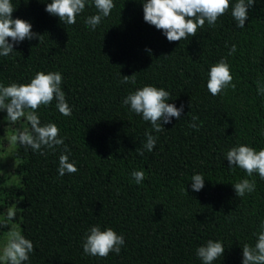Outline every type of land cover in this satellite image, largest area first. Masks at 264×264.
I'll use <instances>...</instances> for the list:
<instances>
[{"label":"trees","instance_id":"trees-1","mask_svg":"<svg viewBox=\"0 0 264 264\" xmlns=\"http://www.w3.org/2000/svg\"><path fill=\"white\" fill-rule=\"evenodd\" d=\"M113 2L92 31L84 23L98 14L91 0L74 25L45 11L51 0H11L12 18L31 23L43 39H26L0 57V83L26 84L40 71L62 74L71 116H63L55 101L37 112L41 125L55 123L66 137L78 171L58 174L63 145L40 155L17 144V183L6 185L0 174V234L9 230L7 208L16 205L10 222L34 245L28 264H202L196 249L210 239L225 248L213 264H242L243 244L254 246L253 233L264 222V180L231 170L226 152L240 144L264 148V96L256 84H264V0L249 8L245 29L235 26L229 11L214 28L206 22L181 42H169L144 21L143 0ZM233 44L237 50L229 56ZM221 58L236 89L213 97L208 72ZM133 74L134 85L121 83ZM145 85L164 88L169 103L183 105L180 119L162 123L159 133L123 105ZM193 116L199 130L189 127ZM146 131L158 140L141 156L136 149ZM140 170L146 178L137 185L131 173ZM194 174L205 177L199 192L192 190ZM242 179H255L256 188L241 198L233 185ZM95 225L123 234L119 255L84 254L83 239Z\"/></svg>","mask_w":264,"mask_h":264},{"label":"clouds","instance_id":"clouds-1","mask_svg":"<svg viewBox=\"0 0 264 264\" xmlns=\"http://www.w3.org/2000/svg\"><path fill=\"white\" fill-rule=\"evenodd\" d=\"M86 3L88 0H51V3H47L45 11L58 17L64 25H74L77 16L85 11ZM255 3L256 0H237L234 5L231 0H143V19L147 24L162 31L169 42H181L189 36L195 37L198 30L204 28L206 22L209 27L214 28L218 19L229 11L235 26L245 29L248 10ZM93 5L98 10V14L87 17L84 23L95 31L103 18L110 15L115 4L113 0H91L89 6ZM15 10L11 0H0V57H8L14 52V46L26 39L38 38L40 41L43 39V36H37L32 32L31 23L12 18ZM9 39L12 43H9ZM236 50V45L233 44L228 55H234ZM147 51L151 53L150 49ZM62 83L63 76L58 71L37 72L26 84L0 83V111H6L7 121L15 124L21 118H25L30 125V128L15 129L10 137L11 143L26 149L31 148L40 155L45 154L43 149L55 151L63 145V153L59 156L57 169L61 177L66 173L74 174L78 169L75 162L69 160L71 152L65 144L66 137L61 136L60 129L55 123L41 125L37 110L55 101L56 108L63 116H71L72 108L66 101L65 92L61 89ZM121 83L134 85L136 74L131 77L124 76ZM256 84L258 94L264 96V84L259 80ZM206 87L213 97L225 93L228 88L235 91L236 84L233 83V75L226 58H221L219 62L210 66ZM169 100H171L169 91L145 85L130 92L123 99V105L129 106L130 111L140 115L144 121L150 122L152 130L159 133L164 131L162 123H171L173 117L179 120L183 112V105L177 108L169 103ZM197 120L198 117L193 116L189 127L199 130L200 125L196 123ZM261 134L264 135V130ZM145 137L146 141L142 149H136L137 154L141 156L144 155L145 150L151 152L158 140V137L148 131L145 132ZM226 160L231 170L239 168L248 177L258 174L260 179L264 180V148L257 151L251 146L240 144L226 152ZM131 176L137 185L146 178L143 170L133 171ZM204 181L203 174H194L191 177L192 190L199 192L204 187ZM233 187L237 197L242 198L255 191L256 181L242 179ZM17 210L16 205L7 210L8 221L15 219ZM253 235L256 237L254 246L249 243L243 244L242 264H264V222H261L259 231ZM124 244L123 234H117L111 227L102 231L99 225H95L85 234L82 248L85 255L107 258L110 253L119 255ZM33 251L32 241L22 235L18 226H14L7 232L6 241L0 246V264H28ZM224 252L222 241L210 239L205 245L198 247L195 254L202 264H213L224 255Z\"/></svg>","mask_w":264,"mask_h":264},{"label":"rangeland","instance_id":"rangeland-1","mask_svg":"<svg viewBox=\"0 0 264 264\" xmlns=\"http://www.w3.org/2000/svg\"><path fill=\"white\" fill-rule=\"evenodd\" d=\"M26 122L25 118H21V120L17 121L15 124H11V122L7 121L6 111H0V174L4 175L6 185L17 183V177L12 172L15 165V161L12 157V150L17 144H12L10 137L15 129L24 128ZM9 208H7V210ZM1 219H4V217L0 216V220ZM8 225L9 230L15 226V224L10 221ZM6 234L7 232L0 234V246L6 241Z\"/></svg>","mask_w":264,"mask_h":264}]
</instances>
